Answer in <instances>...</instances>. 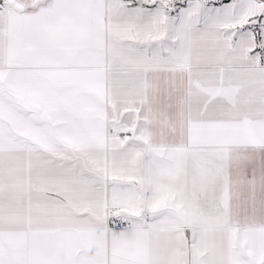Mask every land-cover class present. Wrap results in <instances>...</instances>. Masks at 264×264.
<instances>
[{"label": "snow or ice", "instance_id": "snow-or-ice-1", "mask_svg": "<svg viewBox=\"0 0 264 264\" xmlns=\"http://www.w3.org/2000/svg\"><path fill=\"white\" fill-rule=\"evenodd\" d=\"M0 264H264V0H0Z\"/></svg>", "mask_w": 264, "mask_h": 264}]
</instances>
